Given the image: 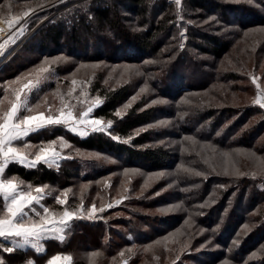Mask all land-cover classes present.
Here are the masks:
<instances>
[{"label":"trees","instance_id":"16d2710c","mask_svg":"<svg viewBox=\"0 0 264 264\" xmlns=\"http://www.w3.org/2000/svg\"><path fill=\"white\" fill-rule=\"evenodd\" d=\"M2 1L0 0V4ZM48 1L50 0L38 2L42 7L36 9L30 20V28L33 23H38L27 36V38H31L30 43L33 45L25 47L27 43H23L25 46L22 52L15 54H18L15 65L10 66L11 60L9 59L2 64L0 84L12 79L16 73L26 67V64H29V62L21 63L25 59L24 53H36L39 49L41 53L46 54L45 56H52L58 52L61 53L60 47L67 49L66 53L68 54L83 48L81 50H85V54L90 60L99 59L98 56H101L113 62L143 63L144 58L151 57L155 60L161 56L164 60L163 65L161 67L154 66L151 70L156 72V77L172 96V102H169L168 105L150 106L140 110V107L145 104L146 98L142 97L139 101L131 104L123 119H119L115 117L114 113L117 107L133 94L132 85L125 83L108 88L102 86L100 80H96L92 87V90L98 91L97 94L102 97L104 102L96 109L95 114L116 123L114 131L121 141L133 136V131L136 128L153 121L157 112L166 113L171 110L170 106L172 107L173 103L179 105V99L188 92L207 88L210 90V86L215 84L218 86L223 83L231 92L238 89L243 92L250 91L249 85L241 82L245 76H237L234 71H223L216 64L218 61L215 59L225 55L228 51L232 41L230 36L233 35L232 25L237 23L242 27L264 25V12L259 8L243 3L241 0H184L182 14L194 22L186 24L184 19L178 21L175 15L176 7L169 0H151V2L149 0H88V12L74 10L71 13H67L66 10L74 9L80 0H69L71 1L70 5L65 7L66 9L60 10L62 11L60 13L57 9L64 8V6L55 4L46 8L45 5ZM62 13L65 14L62 15ZM89 16L92 17L91 20H89ZM210 16L216 17V21L209 20ZM205 19L208 23L202 21ZM183 27L187 28H185L187 41L185 48L181 50L179 48V30ZM133 28H139L141 31H133ZM167 42L169 48H164ZM36 59L33 58L30 63ZM16 65L20 67L17 71H15ZM212 92L210 95L217 94L219 96L218 91L212 90ZM2 96L3 89L0 88V97ZM199 105L192 103L194 110H201L206 116H200L199 119L204 120L209 117L214 123L218 121L215 124L217 126L215 129L219 124V128H221L225 121L231 119L238 122V129L249 121L246 130H257L258 132L254 134L252 132V136L249 138L251 142L245 140L244 143L249 142L248 147L256 149V140L264 132L263 107L258 104L257 107L253 106L250 101L241 105L224 102L223 106L219 107L216 100H210L205 103L204 107ZM171 112L173 113V111ZM231 128L229 125L226 126L220 135L232 136V133L228 134ZM235 129L233 131L237 132ZM217 131L218 129L214 133ZM44 132L51 138L69 133L57 128L32 133L29 137L32 138V141L38 142L37 138ZM71 141L79 148L107 149L110 152L118 153L124 158L125 164H138L147 169L165 168L172 160L173 147L164 146V144H146L153 141L149 131L144 132L140 137L135 136L130 144L118 143L103 133H93L83 138L72 135ZM72 164L71 160H65L58 167L49 168L40 164L34 169H29L19 163L12 162L7 166L4 178L15 176L19 180L30 182L35 186L45 184L53 186L56 183L59 186H63L64 183L71 185L78 180L76 178L78 172L74 168L76 166L72 167ZM81 177H85V175H81ZM83 180H87V178H80V181ZM208 183L203 184L205 186H203L201 195L206 194L207 196L210 190H215L218 191V198L212 202L213 204L209 203L203 208L199 205L204 204L202 200L205 202L206 196L202 200L192 201L191 206L195 204L198 206L190 208L194 210L193 213L189 211L188 206H186L185 212L179 211L171 215H161L164 214L163 212L150 213L134 208L135 205L146 206L149 209L155 207L157 196L148 192L105 212V215L118 212L117 216L73 224L63 242L56 238L43 239L41 243L45 252L42 254H36L34 249L27 248L15 251L13 254L3 253L0 250V256H3L6 264H26L27 259H33L35 263L41 264L58 253L71 255L72 264H124V261L130 262V264H154L142 262V259L149 255L148 251H144L146 243L153 237L146 226H141L143 223L141 219L148 220L150 227L156 230L159 228L157 221L165 217L167 221L163 225L166 226L165 229H171L176 227L189 213H192V216L196 218V225L199 226V223L205 221L204 224L207 226L211 225L212 228L217 226L216 236L218 240L222 241L224 248L219 250L190 248L175 261V264H190L185 260L187 258L194 259V264H213L222 255H226L228 252L226 250L229 249L226 246L232 247L235 240L239 241V244L235 245L237 247L235 252L240 254L239 264H244L245 261L248 264H264V252H261L257 258L248 259L253 251H257L261 245H264V178L236 181L225 178L216 181L218 186L214 189H210ZM189 184V192L192 195L200 192L195 188L199 184L198 182L190 181ZM219 185H223V187H219ZM170 192L171 195L181 197L183 193H186L181 192L180 189ZM55 198L56 195L53 194L46 199V203L51 205ZM2 206L3 199L0 196V210H2ZM249 223V227L242 229L243 225H249ZM149 225L147 226L149 227ZM120 226H123L124 229ZM114 234L118 236L117 240H114ZM102 245L106 246L105 251L100 248ZM4 246L7 247L10 244L5 243ZM133 246H135L136 253L130 255L125 250ZM120 250L125 252L123 257L119 255ZM94 251H101L102 256H98L99 260L93 262V258H97L92 255Z\"/></svg>","mask_w":264,"mask_h":264},{"label":"rangeland","instance_id":"374dc122","mask_svg":"<svg viewBox=\"0 0 264 264\" xmlns=\"http://www.w3.org/2000/svg\"><path fill=\"white\" fill-rule=\"evenodd\" d=\"M56 1L58 0L48 1L45 7L48 8L54 6L56 4ZM38 2H41V0H12L13 11L10 14H7L8 18H10L11 15L17 14L18 12L22 13L23 11L27 10L28 5H32V7H35L36 3ZM3 3H5V0L1 2V4ZM69 3H71V1L68 0L62 3V6H64V8L63 7L58 8L57 10H59V13L62 12L60 10L66 9L65 7L70 5ZM182 16L184 19V23L188 24L187 21L189 20L187 19V17H185L184 14H182ZM206 20L207 19L202 21L205 22ZM37 24L38 23H33L32 27L30 28L31 23L29 21L26 26L25 34L23 36L18 37L16 39L15 44H9V45L7 44L5 46L4 55L0 56V67L8 59L11 60L9 63L10 66L15 65L17 61L16 56L22 52V49L25 46L24 44L27 43L25 47L33 45L30 43L31 38L29 39V37L27 38V36L30 33V31L36 27ZM3 25L4 24L0 22V26ZM261 27H264V25H247L245 27L240 26L239 23L232 25L233 35L230 36L232 40L231 45L229 46V49L225 53V55H222L218 59H215V61L216 60L218 61L216 62V64H218L220 69H223V71L226 72L228 70L233 71L231 70L233 66L239 69L238 71H234V74L242 77L245 76V78L241 82L245 83L246 85H249L250 91L243 92L238 89L236 91L231 92L230 89L226 86V84L223 83V84H219L218 86L217 84H215L214 86H210L211 88V89L209 88L210 90H208L207 88L195 92H188L179 99V105L177 103H173L174 108L173 106L172 107L170 106L171 110L167 111L166 113L157 112L156 117L154 118L153 121L144 124L133 131L134 137L135 136L140 137L143 135L144 132L139 135H134V133L136 132V130H138L141 127H146L149 124H155L161 120H169L172 122L167 127L151 128L147 130L149 131V134L151 135L153 141H151V143H146V144L158 145L161 144L160 141H164L163 143L164 146L173 147L171 151L172 160L165 168L147 169L146 167L143 168L142 165H138V164L127 165L125 164L122 155L118 153L110 152L107 149L79 148L78 146L75 145V143L71 141L72 135L75 134L68 131L66 128L62 126L51 127L49 129L60 128L69 132L67 135L60 134L55 136L54 138H51L49 137V135H46L44 132L41 136L37 138L38 142L32 141V138L30 137L25 138L24 142L31 144H38L42 140L49 141V140H55L58 137H63V139L66 140L71 145L70 148H66L63 150V155L65 156L71 155L74 158V160L73 158L64 159L59 162V165L65 162V160H71V162H73L72 167L76 166L74 168L78 172L77 173L78 175L76 177L78 178V180H76L75 183L71 185H68L67 183H64L63 186H59L57 183L53 186L49 185V189L45 190V197L41 201V204L44 207H48L50 212L62 213L65 208H68V210L70 211L74 209H78L81 205V201H83V210L85 214L87 213V210L91 208L93 203H95L97 208H100L102 206L105 207V211L103 213H97V218L95 220H89L85 218V219H75L71 221L68 227L65 229V233H64L65 237L68 230L71 228L73 224L75 223L79 224L80 221L81 222L99 221L103 218H110L112 216H117L118 212L109 213L108 215H105L106 214L105 212L112 210V208H117L121 204H126L128 200H131L134 197L136 198L141 197L143 194L145 193L147 194L148 192H151L153 196H157V202L155 207L149 209L146 206L140 207L139 205H135L136 207L134 208L138 210L142 209L143 211L150 213H162L161 211H159V209L181 204L182 207L177 209L176 211L163 212L164 214L161 215H171L172 213H178L179 211L185 212L186 206H188L189 211L193 213L194 210L190 208L198 207V206H196V204L191 206L192 201L196 202L199 201L198 199L202 200V198L206 196V194L201 195L203 186H205L203 184L205 182H209L208 183L210 185L209 188L214 189V187L217 188L216 186H218L216 184V181H220L225 178H227L228 180L233 179V181L240 179L250 180L252 178L253 179L264 178V175H257L256 177L251 176L252 172L259 171V166H260V161L255 159L251 154L255 153V157L264 158V132L260 134V136L257 138L255 143L256 149L253 150L250 147H248L249 142H251L249 138L250 136H252L251 135L252 132L254 134L255 132L258 131L246 130L248 129L249 121H247L245 125H241L240 129H238L239 128L238 122L234 121V119L225 121L221 128H219L220 124L218 123L219 125L217 128L218 129L217 132L221 134V132L226 129V126L229 125L230 127H232L230 129L232 132L229 131L228 134L232 133V136L231 135L228 136L227 134L223 136L221 135L217 136L216 133H214V131L217 130L215 129V127H217L215 126V124L218 121L214 123L213 121H211L212 119H210L209 117L205 118L204 120L199 119L200 116L206 117L204 115V112L201 110L196 111L193 109L194 106H192V103L193 104L198 103L201 105V103L205 104L206 102H210V100H214V101L216 100V103H218L217 106L219 107H222L224 102H227L232 105H241L249 101L252 102L253 106L257 107L255 100L257 99L258 96L261 95V93L257 89L256 84L252 83L251 77L248 76L247 73L251 72L253 75L258 76L259 79L257 80V84L260 85L261 89L262 87L264 89V69L261 68V65H264V34L256 32L245 35V33L248 32L249 29H258ZM17 28H19V25L14 26L13 29L11 30H9L8 28V31L4 36H2L0 33V42L2 41L1 40L2 38L4 39L6 35L7 36L11 35L12 32L16 31ZM185 28L184 27L180 28L179 32L181 30H185ZM179 40L181 43V37H179ZM186 41L187 38L183 39L182 41L185 43V46H186ZM22 44L23 46H21ZM163 44L164 41L161 45L163 46ZM164 48H169L168 42L165 44ZM81 49L68 54L66 53L67 49L60 47L61 53L58 52L57 54L52 56H45L46 54L44 52L41 53L40 49L36 53H30V52L24 53L25 59L21 63L23 64L29 62V64H26V67L22 68L18 73H16L13 76L12 79L9 80H13L15 79L16 76L22 73H26L30 69L38 66L46 57L52 58L58 55H63L67 57L68 60L65 63L56 65L54 67V75H52L47 82L41 85L39 92H34L30 96L29 106L39 103L41 101V98L47 95L48 103L50 105H52L55 108L60 107L61 104L60 99L52 94L57 90L58 85L60 92L62 94H66L68 88L70 87V81L73 78V74H75V78L78 81L87 80L91 78V85L89 87V96H88L89 100L99 95L97 94L98 91L92 90L93 89L92 87L94 86L96 80H100V84L108 88H114L125 83L131 84L132 88L134 89L133 94L130 95L124 102H122L119 105V107H117V109L122 108L123 105L129 103V101H132L131 104H133L135 101H139V99H141L142 97H146V98L144 101L145 104L140 107V110H143L144 108H148L150 106L158 107V106L168 105L169 102L170 103L172 102L171 100L172 96L162 86V83L160 82L159 78H157L155 75L156 72H153L151 70L154 66L161 67V65H163L164 60H162L163 58L161 56L157 57L155 60L151 59V57H147L146 59L144 58L143 63L126 62V61L113 62L101 56H98L99 59L90 60L87 58V55L85 54V50H81ZM16 53L18 54L15 55ZM13 54L15 55V57ZM42 54L43 56H41ZM33 58L35 59L37 58V59L30 63V60L32 61ZM150 61H152L154 65H150L151 64L149 63ZM81 64L89 65V66L81 68L79 67ZM91 64H100L101 67L94 69L90 67ZM19 68H20L19 65L18 66L16 65L15 71H17ZM66 77L68 79H65ZM105 80H108V84L104 83ZM141 89L144 90L141 91ZM212 90L218 91L219 96L217 94L210 95L211 93H213ZM75 95H79V89ZM99 97L102 99L100 95ZM133 97H136L134 101L132 100ZM160 100L164 101V103H153V101H160ZM262 103H264V99H262ZM81 107L83 106L78 105V110ZM263 108L262 111H264ZM96 109L92 113V116L95 118H103L104 122L106 123L109 119H106L101 116H97L95 114ZM171 111H173V113ZM182 112L187 113V115H185L181 119L179 113ZM235 127H237V129H235ZM115 128H116V123L114 122L113 127L110 129V132L111 135L117 136L114 131ZM234 129L237 130V132L233 131ZM95 133H101V132H95ZM159 133L160 135L158 136ZM103 134L110 137V135L108 134L105 133ZM186 135L193 136L197 141V143L196 145H193L190 141H184L183 146L187 148L188 151L182 152L180 142L182 141V137ZM76 136L80 138V136L78 135ZM245 140L247 141L249 140V142L244 143ZM205 145H211V147H205ZM17 146L22 147L23 142H17ZM213 147L217 150L216 154L212 152ZM194 148L195 151H193ZM76 149H79L80 151L86 153L87 152L99 153L102 158L101 159L86 158V157L81 158L79 156H76V152H75ZM196 152H200L201 155L197 156ZM222 152H228L229 156L227 158H221L218 154ZM103 157H108L109 159L116 161V163H108L107 160L103 159ZM206 157H210V159H208L207 164L204 162V159ZM181 165H183V167H191L196 171H202L206 173V178L204 176L198 177L184 172L183 168L180 167ZM223 165H227L229 167V170L238 169L240 172L248 173L249 175L237 177V176L218 174L222 172ZM54 167L57 166L54 165ZM212 167L216 168V172L211 171ZM124 169H138L141 174L137 175L134 173H130L128 177H125ZM159 172H164L165 175L158 180H155L153 178V181L150 182L151 186L144 189L143 194L141 195L142 186L144 185L145 180L148 178L149 174L159 173ZM81 175H85V177H81ZM80 178H87V180L80 181ZM190 181L191 182L196 181L199 183L196 185L198 187L195 188L200 190V192H198L195 195H192L189 192L188 186L190 185L189 184ZM85 184L88 185V188L82 192L81 186ZM27 185H32L33 190L36 187L32 183L24 181L25 190H27ZM169 185H172V187H169ZM125 187L127 189L126 191H125ZM65 189L72 190L71 192L68 193V199L66 205H59L56 202V199L51 203V205H48V203H46L47 198L51 197L53 194L59 196ZM175 189L178 190L180 189L181 192H186V193H183L182 197L175 196L173 194L171 195L170 191ZM184 189H187L188 192L184 191ZM49 190H52L51 196L47 195V192ZM158 192L160 193V195H156V193ZM217 194L218 191L216 192L215 190L212 191L210 190L206 198L208 200L209 197L211 196L212 200L215 201L218 198ZM116 200H121L122 202L117 205L115 203ZM108 203H112L114 206L109 209L106 207ZM202 203H204L203 200ZM53 204L54 206H52ZM37 211H39L41 215H43L42 207L38 206ZM30 215L33 216V219H38L37 217H35L34 214L30 213ZM188 219H189V215L185 217L181 222H179V224L176 227H173L171 229H165L166 226L163 224H165L167 220L165 217H162L159 221H157V225L160 229L158 228L156 230L150 227L149 225L150 223H148V220L141 219V221L143 222L141 226L142 227L146 226V228L150 230V233L152 234L153 237L151 240H149L148 243H146L147 244L146 247L148 245H152L153 247L151 248V250L148 251L149 255L145 256L142 259V262L145 263L149 262L154 264H173V261L178 260L176 258L177 256L181 258L182 255L185 253L186 250L181 251V247L185 243H188L187 250L190 248L194 250L200 249L201 245H205L204 248L216 249V250L224 248L222 241L217 239L216 225L214 228H212L211 225L207 226L206 224H204L205 221H203L201 224L199 223L198 226L195 224L196 218L191 216L192 223H191V227H189L188 225L185 224V220ZM147 225H149V227ZM245 225H243L242 229L249 227L250 223L249 225H246V227H244ZM120 228H123V226H120ZM213 229H215V231H213ZM177 230H179V232H177ZM123 231L125 232V230ZM115 234H114L115 237L113 238L114 240H117L118 236ZM169 234H174V235L169 236ZM164 237H169V238L168 240H164ZM156 241H159V243H155ZM226 247L231 249V251H229V249L226 250L231 254L229 255V253L227 252L226 255H222L219 258V260H217L213 264H223L225 260L230 261V264H239L238 259L240 257V254H238V252L237 253L235 252L237 247L234 245L232 247L231 246L229 247L226 246ZM100 248L103 251L106 250L105 245H102ZM121 251L123 250H120L119 252L121 253ZM92 253L98 254L95 256L97 258H93V262L98 259V256L99 257L102 256L101 251H94ZM61 254H66V253H61ZM185 260L190 262V264L195 263L194 259L191 260L187 258ZM127 264H130V262Z\"/></svg>","mask_w":264,"mask_h":264},{"label":"snow or ice","instance_id":"6c2138e0","mask_svg":"<svg viewBox=\"0 0 264 264\" xmlns=\"http://www.w3.org/2000/svg\"><path fill=\"white\" fill-rule=\"evenodd\" d=\"M60 2L64 3V0H60ZM149 2H151V0H149ZM170 2H174L176 5L175 15L178 17V21L182 20V0H170ZM241 2L259 8L262 12H264V7H262V5H264V0H259V2L258 0H241ZM40 7H42V5L39 3H36L35 8L32 7V5H28L27 10L22 13L18 12L8 18L7 14H10L13 11L12 0H5V3L0 4V20H7L9 30L13 29L14 26L19 25V28L12 32V34L8 36L7 40L0 43V56L4 55L5 46L7 44H15L16 39L25 34L28 22L35 14L36 9ZM74 10L88 12V0H80V2L74 6V9H67L66 12L71 13ZM64 14L65 13H62V15ZM91 19L92 17L89 16V20ZM216 19V17L209 18V20L213 22H215ZM187 23L191 24L194 22L189 20ZM205 23H208V21H205ZM3 31L4 29H0V32ZM133 31H141V29L133 28ZM256 32L264 34V27L249 29L245 35ZM185 33L186 29L179 32V36L181 37L179 48L181 50L185 46L182 42L183 39H186ZM67 60L68 58L63 55H58L52 58L46 57L38 66L30 69L28 72L22 73L16 76L15 79L8 80L3 84H0V88L3 89V96L0 97V196H2L3 199L2 210H0V250H2L3 253L13 254L15 251L31 248L35 250L36 254H42L45 252V248L40 243L41 240L56 238L63 242L65 239V229L71 221L85 218L95 220L97 218V213H103L105 211L104 206L97 208L95 203H93L91 208H89L85 214L83 210V201H81V205L78 209L70 211L68 208H65L62 213L50 212L48 207H44L41 204V201L45 197V190L49 189L48 185L45 184L36 186L34 190L32 185H27V190H25L23 180H19L15 176L11 178H4L6 168L8 164L12 162L19 163L29 169H34L40 164H44L49 168H52L54 165L58 167L61 160L73 158L71 155H63V150L71 147V145L63 139V137H58L55 140L49 141L42 140L38 144L24 142L26 137H29L32 133H39L51 127L62 126L81 138L95 132L108 134L111 139L118 143L122 142L130 144L134 138V136H129L127 139L121 141L120 137L111 135L110 129L113 127V120H108L105 123L103 118H95L92 116L94 110L102 105L103 100L99 97V95L91 100L88 99L91 78L78 81L75 78V74H73V78L70 81V87L68 88L66 94H62L60 92L58 85L57 90L52 94L60 99L61 104L58 108H55L48 103L47 95L41 98L39 103L29 106L30 96L34 92H39L41 85L47 82L50 77L54 75V67L56 65L65 63ZM149 63H152V61ZM88 66L89 65L81 64L79 67L83 68ZM90 67L95 69L101 67V65L91 64ZM261 68L264 69V65H261ZM231 70L238 71L239 69L233 66ZM247 75L251 77L252 83L256 84L257 89L261 93V95L255 100V103L264 107V103H262V99H264V89H261L260 85L257 84L259 77L253 75L251 72L247 73ZM65 79L68 78L66 77ZM104 83L108 84V80H105ZM78 89L79 95H75ZM143 90L144 89H141V91ZM135 99L136 97L132 98L133 101ZM131 103L132 101H129V103L123 105L122 108L117 109L114 113L115 117L123 119L127 110L131 107ZM153 103H164V101H153ZM78 105L83 107L78 110ZM199 106L204 107L205 104L201 103ZM185 115H187V113H179L181 119ZM171 123L172 122L169 120H161L155 124H149L146 127L139 128L136 130L134 135H139L151 128L167 127ZM216 135L219 136L220 133L217 132ZM184 141H190L193 145H196L197 143L193 136L186 135L182 137V141L180 142L182 152L188 151V149L183 146ZM17 142H23V146H17ZM160 143L163 144L164 141H160ZM205 147H211V145H205ZM193 151H195V148ZM75 152L76 156L81 158H102L99 153H86L80 151L79 149H76ZM212 152L216 154L217 150L213 147ZM196 155L199 156L201 153L196 152ZM218 155L221 158H227L229 153L222 152ZM251 155L260 161L259 171L252 172L251 176L256 177L257 175H264V158L255 157V153H252ZM103 159L107 160L108 163H116V161L111 160L108 157H103ZM208 159H210V157H206L204 159L206 164L208 163ZM180 167L183 168V171L186 173L198 177L204 176L206 178V173L202 171H196L191 167H183V165ZM211 171L216 172V168L212 167ZM130 173L137 175L141 174L138 169H124L125 177H128ZM218 174L237 177L249 175L248 173L240 172L238 169L229 170L227 165H223L222 172ZM164 175V172L149 174L142 186L141 195L143 194L144 189L151 186L150 182L153 181V178L158 180ZM169 187H172V185H169ZM219 187H223V185ZM87 188V184L82 185L81 191L83 192ZM126 190L127 189L125 187V191ZM71 191V189H65L61 195L56 196V202L59 205H66L68 193ZM184 191H187V189H184ZM47 195L51 196L52 190H49ZM156 195H160V193L158 192ZM121 202V200L115 201L117 205ZM212 202L214 201L210 196L209 199L206 200L204 204L199 205V207H206ZM38 206L43 208V215L37 211ZM113 206L114 205L112 203H108L106 205L109 209ZM181 207L182 205L178 204L159 209V211L172 212ZM30 213L34 214L38 219H33V216L30 215ZM192 215V213H189V219L185 220V224L189 227H191ZM213 231H215V229ZM177 232H179V230H177ZM173 235L174 234H169V236ZM168 238L169 237H164V240H168ZM5 243L10 244V246H4ZM155 243H159V241H156ZM238 244V240L233 241L234 246ZM152 247V245H148L144 251H149ZM204 247L205 245H201V248ZM187 248L188 243H185L181 247V251H185ZM125 251H127L130 255H135L136 253L135 246L128 248ZM229 251H231V249H229ZM261 252H264V245H261V248L257 251H253L248 259L251 260L253 258H257ZM124 254L125 252L121 251L119 255L123 257ZM92 255L96 256L98 254L92 253ZM176 258L179 259V256ZM62 260L66 262V264H71L72 257L70 255H62L58 253L50 257L47 260V264H60ZM0 264H6L3 256H0ZM26 264H35V261L33 259H27ZM124 264H127V261H124ZM173 264H175V261H173ZM223 264H230V261L225 260ZM245 264H248V262L245 261Z\"/></svg>","mask_w":264,"mask_h":264},{"label":"bare ground","instance_id":"6f19581e","mask_svg":"<svg viewBox=\"0 0 264 264\" xmlns=\"http://www.w3.org/2000/svg\"><path fill=\"white\" fill-rule=\"evenodd\" d=\"M0 22H2L4 25L3 26H0V29H4V31L3 32H0L1 34H6L7 33V31H8V24H7V20H2V21H0ZM9 45V44H8Z\"/></svg>","mask_w":264,"mask_h":264},{"label":"built area","instance_id":"2783aa9c","mask_svg":"<svg viewBox=\"0 0 264 264\" xmlns=\"http://www.w3.org/2000/svg\"><path fill=\"white\" fill-rule=\"evenodd\" d=\"M66 0H64V2H65ZM69 1V0H68ZM170 1V0H169ZM183 2H184V0H182V4H181V7H182V5H183ZM173 4H174V2H172ZM56 4H62L61 2H60V0H58V1H56ZM175 5V4H174ZM176 6V5H175ZM36 12V11H35ZM2 36H4L5 34H1ZM7 38H8V36L6 35L5 37H4V39L2 38L1 40V42L0 43H3L5 40H7ZM184 43V42H183ZM184 45H185V43H184Z\"/></svg>","mask_w":264,"mask_h":264},{"label":"crops","instance_id":"0c3cea01","mask_svg":"<svg viewBox=\"0 0 264 264\" xmlns=\"http://www.w3.org/2000/svg\"><path fill=\"white\" fill-rule=\"evenodd\" d=\"M61 254V253H59ZM56 255V254H55ZM62 255H68V254H62ZM35 264H38V263H35ZM41 264H47V261H45L44 263H41ZM60 264H66V262H64L63 260L60 262ZM71 264H72V260H71Z\"/></svg>","mask_w":264,"mask_h":264}]
</instances>
